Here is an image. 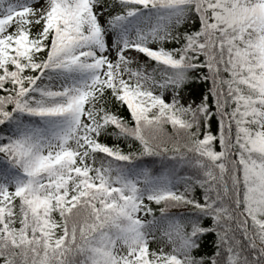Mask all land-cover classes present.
I'll use <instances>...</instances> for the list:
<instances>
[{"label":"snow or ice","instance_id":"6c2138e0","mask_svg":"<svg viewBox=\"0 0 264 264\" xmlns=\"http://www.w3.org/2000/svg\"><path fill=\"white\" fill-rule=\"evenodd\" d=\"M0 264H264V0H0Z\"/></svg>","mask_w":264,"mask_h":264}]
</instances>
